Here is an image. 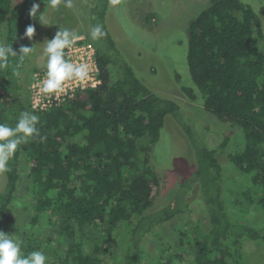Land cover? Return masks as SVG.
I'll use <instances>...</instances> for the list:
<instances>
[{"label": "trees", "instance_id": "16d2710c", "mask_svg": "<svg viewBox=\"0 0 264 264\" xmlns=\"http://www.w3.org/2000/svg\"><path fill=\"white\" fill-rule=\"evenodd\" d=\"M34 3L44 15V0H22L16 5L13 0H0V32L6 26L7 47L16 50L19 42L29 41L26 29L33 26L36 30L40 13L35 18L29 14ZM109 3L97 0L94 8L99 19L96 26L101 27L108 49L93 44L101 84L78 92L59 108L33 112L39 117V135L20 145L9 160L8 189L0 195V231L13 229L22 251H43L48 264H184L187 249L191 251L189 264H264L257 254L258 248L264 249L261 19L240 0H211L190 23L192 80L202 94L204 109L228 127L216 147L193 138L196 170L191 186L197 183L207 194V220L197 226L193 239L187 233L190 227L181 229L177 250L172 254L166 250L152 263L141 245L143 240L178 212L148 213L160 187L152 152L167 116L175 118L189 136L192 128L182 119V105L154 93L120 56L105 24ZM11 61L7 57L6 66L0 68L3 95ZM181 89L196 100L193 88ZM9 105L18 106L19 114L2 108L0 115L9 116L11 121L6 122L14 127L26 109L17 99ZM240 136L243 146L228 150ZM23 157L29 165L24 178L20 172ZM226 162L235 174L228 180ZM20 180L27 182L28 207L33 212L28 224L22 225L14 209ZM253 207L261 213L254 218ZM230 208L242 219L233 221Z\"/></svg>", "mask_w": 264, "mask_h": 264}, {"label": "rangeland", "instance_id": "374dc122", "mask_svg": "<svg viewBox=\"0 0 264 264\" xmlns=\"http://www.w3.org/2000/svg\"><path fill=\"white\" fill-rule=\"evenodd\" d=\"M21 1L13 0V4ZM96 1L72 0V7L68 8L65 6V0H61L56 8L46 9V23L39 21L32 38L25 44L19 42L17 45L14 50L17 55L8 56L12 59V70L3 84L7 92H4V95L3 91L0 92V111L2 108H11L8 112L19 114L18 106L9 105L17 99L26 111L33 113L30 107L31 78L36 71L46 72L43 44L54 38L60 29L75 32L78 36H90L88 40L96 47L108 50L103 37L94 41L90 35L91 29L99 21L94 9ZM240 1L255 10L264 31V0ZM210 2L211 0H110L109 3L105 24L120 56L132 66L140 81L154 93L172 97L180 103L184 110L182 119L192 128V136H189L175 118L167 116L160 141L152 152V165L159 177L160 187L154 205L148 213L156 214L162 210L174 213L178 210L172 221L153 228L154 234L146 237L141 244L152 263H157L166 250L169 249L170 254L177 250V235L180 231L190 227L191 231L187 233L192 235L190 237L193 239L197 226L207 220V194L197 183L191 186L196 170L193 138H201L210 147H216L223 141V130L228 127L204 109L202 94L192 80L188 64L190 23L210 5ZM7 34V28L4 26L0 32V46L7 47ZM19 39L17 37L18 41ZM22 46H35V52L21 59L19 55ZM182 86L193 88L197 95L196 100H191L182 91ZM8 117L6 119L4 115H0V123L11 126ZM241 141V136L234 139L228 150L238 147L239 144L241 148ZM226 160L223 159V162ZM232 168L229 162L224 163V176L227 180L234 174ZM28 171V160L23 157L20 160L23 178ZM7 189V172H0V195L6 193ZM27 196V182L20 180L14 205L16 221L20 225L23 222L28 224L33 213L29 210L30 201H27ZM229 204L228 199L227 205L230 206ZM254 207L251 212L253 218L254 215L261 214ZM229 212L233 221L242 219L234 209L230 208ZM5 233L15 236L13 229ZM258 249V256L264 258V249ZM190 252L188 249L184 251V264H189L187 259Z\"/></svg>", "mask_w": 264, "mask_h": 264}, {"label": "clouds", "instance_id": "9594fccd", "mask_svg": "<svg viewBox=\"0 0 264 264\" xmlns=\"http://www.w3.org/2000/svg\"><path fill=\"white\" fill-rule=\"evenodd\" d=\"M46 8H56L61 0H44ZM65 6L72 7V0H65ZM40 13L39 21L43 24L46 19L43 12H40V5L34 3L30 15L36 17ZM34 27L26 29L25 36L32 38ZM91 38L96 41L103 35L100 26L91 29ZM79 36L67 29H60L54 38L47 40L43 45V54L46 57V78L41 81V91L44 94H55L63 92L66 82L73 81L81 84L86 83L90 78L91 68L88 63H74L67 59L66 50H70ZM35 52L34 47L22 46L20 58L31 56ZM9 54L17 55L12 47L0 46V68L6 66ZM39 117L31 112H21L14 127L6 123H0V172L8 170L9 160L14 156L18 147L28 143L31 138L39 135L37 128ZM43 139V138H42ZM0 264H48V257L43 251L34 250L27 254L22 251V243L15 238L0 231Z\"/></svg>", "mask_w": 264, "mask_h": 264}, {"label": "built area", "instance_id": "2783aa9c", "mask_svg": "<svg viewBox=\"0 0 264 264\" xmlns=\"http://www.w3.org/2000/svg\"><path fill=\"white\" fill-rule=\"evenodd\" d=\"M79 37L74 46L70 50H66V58L77 64L82 62L88 63L91 68L89 80L84 84L68 81L65 84L63 92L44 94L41 91V81L46 78V72L36 71L32 75L30 85V107L33 112H48L59 108L66 102L74 99L78 92L97 88L101 84L96 47L87 37Z\"/></svg>", "mask_w": 264, "mask_h": 264}]
</instances>
